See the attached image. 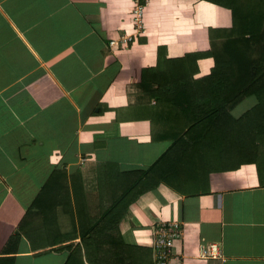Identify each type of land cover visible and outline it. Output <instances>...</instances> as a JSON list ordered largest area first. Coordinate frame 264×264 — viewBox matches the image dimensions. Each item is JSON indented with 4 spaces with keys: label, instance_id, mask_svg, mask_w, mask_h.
<instances>
[{
    "label": "crops",
    "instance_id": "crops-1",
    "mask_svg": "<svg viewBox=\"0 0 264 264\" xmlns=\"http://www.w3.org/2000/svg\"><path fill=\"white\" fill-rule=\"evenodd\" d=\"M134 1L0 0V264H93L108 244L91 230L105 222L98 164L146 167L178 131L151 117L160 105L139 94L142 69L206 52L210 30L231 25L230 9L209 0H140L136 33ZM126 33V46L107 45ZM195 63L197 78L213 58ZM182 181L183 191L161 182L140 194L119 237L150 248L153 262L155 227L173 219L169 264H264V171L243 162L194 190Z\"/></svg>",
    "mask_w": 264,
    "mask_h": 264
},
{
    "label": "trees",
    "instance_id": "trees-1",
    "mask_svg": "<svg viewBox=\"0 0 264 264\" xmlns=\"http://www.w3.org/2000/svg\"><path fill=\"white\" fill-rule=\"evenodd\" d=\"M209 1L231 11L229 27L210 30V48L166 59L163 65L141 72L139 94L148 103L155 98L160 105L151 117L167 127H178L168 149L146 167L97 166L103 177L98 176L93 200L96 210L103 207L96 220L105 222L91 230L108 244L104 248L96 245L100 254L89 258L93 264H155L148 260L150 248L119 237L118 222L140 194L159 183L183 191L182 178L192 187L194 180L200 181L210 171L233 169L243 162H254L259 173L264 171V0ZM201 55L211 56L213 66L195 78V61ZM249 96L255 103L233 114L235 106ZM19 235L17 231L10 238L5 250Z\"/></svg>",
    "mask_w": 264,
    "mask_h": 264
},
{
    "label": "built area",
    "instance_id": "built-area-1",
    "mask_svg": "<svg viewBox=\"0 0 264 264\" xmlns=\"http://www.w3.org/2000/svg\"><path fill=\"white\" fill-rule=\"evenodd\" d=\"M142 12L143 3L140 0H135L132 7V20L137 32L142 31ZM131 35L123 34L118 38H110L107 41L108 46L121 45L126 46ZM154 237L150 241L152 247L154 263L155 264H169V259L172 251L174 240L181 235V224L176 220H167L159 222L154 230ZM204 249L202 252L204 253ZM215 246L212 245L209 251L210 254L215 255ZM207 254V253H206ZM205 254V255H206Z\"/></svg>",
    "mask_w": 264,
    "mask_h": 264
},
{
    "label": "rangeland",
    "instance_id": "rangeland-1",
    "mask_svg": "<svg viewBox=\"0 0 264 264\" xmlns=\"http://www.w3.org/2000/svg\"><path fill=\"white\" fill-rule=\"evenodd\" d=\"M254 98L251 100V98H244L242 101H240L234 109L238 111H244L246 108H248L253 103ZM255 101V100H254ZM235 113V112H234Z\"/></svg>",
    "mask_w": 264,
    "mask_h": 264
}]
</instances>
